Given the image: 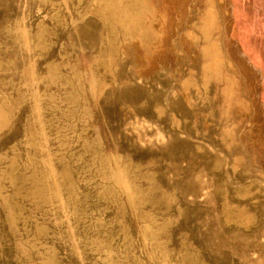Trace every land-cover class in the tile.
Segmentation results:
<instances>
[{"label": "rangeland", "instance_id": "rangeland-1", "mask_svg": "<svg viewBox=\"0 0 264 264\" xmlns=\"http://www.w3.org/2000/svg\"><path fill=\"white\" fill-rule=\"evenodd\" d=\"M0 264H264V0H0Z\"/></svg>", "mask_w": 264, "mask_h": 264}, {"label": "bare ground", "instance_id": "bare-ground-1", "mask_svg": "<svg viewBox=\"0 0 264 264\" xmlns=\"http://www.w3.org/2000/svg\"><path fill=\"white\" fill-rule=\"evenodd\" d=\"M237 50L240 52L239 48H237ZM243 56V55H242ZM244 57V56H243ZM245 58V57H244Z\"/></svg>", "mask_w": 264, "mask_h": 264}]
</instances>
